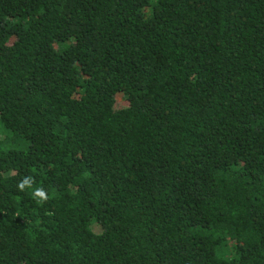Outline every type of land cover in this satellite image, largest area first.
<instances>
[{
  "label": "trees",
  "instance_id": "16d2710c",
  "mask_svg": "<svg viewBox=\"0 0 264 264\" xmlns=\"http://www.w3.org/2000/svg\"><path fill=\"white\" fill-rule=\"evenodd\" d=\"M0 264H264V0H0Z\"/></svg>",
  "mask_w": 264,
  "mask_h": 264
},
{
  "label": "clouds",
  "instance_id": "9594fccd",
  "mask_svg": "<svg viewBox=\"0 0 264 264\" xmlns=\"http://www.w3.org/2000/svg\"><path fill=\"white\" fill-rule=\"evenodd\" d=\"M35 183V180L31 176H26L17 183V189L21 192L25 191L26 188H32V185ZM33 197L37 200L38 203L46 202L48 195L43 188H35L32 192Z\"/></svg>",
  "mask_w": 264,
  "mask_h": 264
},
{
  "label": "rangeland",
  "instance_id": "374dc122",
  "mask_svg": "<svg viewBox=\"0 0 264 264\" xmlns=\"http://www.w3.org/2000/svg\"><path fill=\"white\" fill-rule=\"evenodd\" d=\"M117 106L119 108L127 106V102L125 101V99L122 96H119ZM96 230H97V232H99V228H97Z\"/></svg>",
  "mask_w": 264,
  "mask_h": 264
}]
</instances>
